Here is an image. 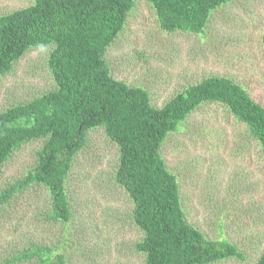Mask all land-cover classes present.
<instances>
[{"label": "rangeland", "instance_id": "1", "mask_svg": "<svg viewBox=\"0 0 264 264\" xmlns=\"http://www.w3.org/2000/svg\"><path fill=\"white\" fill-rule=\"evenodd\" d=\"M34 0H0V15ZM264 0L214 10L205 33L165 31L149 0H135L107 48L112 77L145 88L160 108L187 86L225 76L264 106ZM55 44L32 47L0 77V112L57 88L48 58ZM46 138L20 142L0 165V264H145L134 202L116 180L120 151L104 126L86 132L66 177L71 219L53 215L44 184L23 181ZM185 218L208 239H227L237 256L209 264H258L264 253V150L246 123L221 103H203L163 142Z\"/></svg>", "mask_w": 264, "mask_h": 264}, {"label": "trees", "instance_id": "2", "mask_svg": "<svg viewBox=\"0 0 264 264\" xmlns=\"http://www.w3.org/2000/svg\"><path fill=\"white\" fill-rule=\"evenodd\" d=\"M165 31L205 33L212 12L234 0H149ZM135 0H34L0 15V77L32 47L55 44L48 63L57 88L0 112V165L22 141L46 138L23 181L44 184L55 218L71 219L66 177L86 132L104 126L118 144L116 180L134 202L145 264H209L239 254L227 239H208L185 218L177 177L160 149L203 103H221L247 124L264 150V106L229 77L208 76L163 107L148 91L111 76L107 48L124 28ZM264 44V31L262 34ZM258 264H264V253Z\"/></svg>", "mask_w": 264, "mask_h": 264}]
</instances>
